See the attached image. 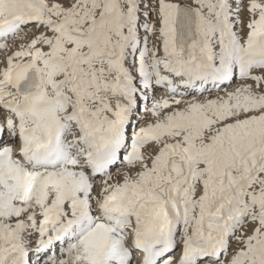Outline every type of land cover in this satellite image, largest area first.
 I'll list each match as a JSON object with an SVG mask.
<instances>
[{"label":"snow or ice","instance_id":"obj_1","mask_svg":"<svg viewBox=\"0 0 264 264\" xmlns=\"http://www.w3.org/2000/svg\"><path fill=\"white\" fill-rule=\"evenodd\" d=\"M0 264H264V0H0Z\"/></svg>","mask_w":264,"mask_h":264}]
</instances>
